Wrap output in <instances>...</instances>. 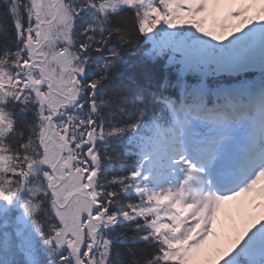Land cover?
Segmentation results:
<instances>
[{
	"label": "snow or ice",
	"instance_id": "6c2138e0",
	"mask_svg": "<svg viewBox=\"0 0 264 264\" xmlns=\"http://www.w3.org/2000/svg\"><path fill=\"white\" fill-rule=\"evenodd\" d=\"M156 8L0 0V264H264V85L238 75L264 28L189 38ZM234 118L256 135L226 165L192 120Z\"/></svg>",
	"mask_w": 264,
	"mask_h": 264
},
{
	"label": "rangeland",
	"instance_id": "374dc122",
	"mask_svg": "<svg viewBox=\"0 0 264 264\" xmlns=\"http://www.w3.org/2000/svg\"><path fill=\"white\" fill-rule=\"evenodd\" d=\"M255 5H256V9H259L258 4H255ZM171 6L172 5L169 3V5L167 6V10H171V8H172ZM175 11L177 14L180 15V18L174 19V21H177L176 23L169 22L168 19H166V21L169 24H177L178 25L177 30H178L181 28L179 26L181 24V21L189 22L190 24H188V30L187 31H194V33H193L194 36L203 34L205 39L211 40V38L215 37V36H224V35L228 34L229 32H232L238 28V24L235 21H232L230 19V17L225 18V20L230 22V25H231V27L227 28V27H220L219 23L217 25H215L212 18L207 17V16H203V14H201L196 19L192 20L188 17L187 14L184 15L178 10H175ZM256 12H255V14H256L255 22L254 23H248L246 26H250V31L258 34L260 32V29L264 28V14H262V11L260 9L257 13ZM207 13H209V12H207ZM261 15H262V17H261ZM179 32H181V34L185 35L184 30H179ZM256 67H260L259 62H257L253 67L249 68L248 70H252L253 68H256ZM255 207H256L257 211L264 212V205L255 206Z\"/></svg>",
	"mask_w": 264,
	"mask_h": 264
},
{
	"label": "bare ground",
	"instance_id": "6f19581e",
	"mask_svg": "<svg viewBox=\"0 0 264 264\" xmlns=\"http://www.w3.org/2000/svg\"><path fill=\"white\" fill-rule=\"evenodd\" d=\"M195 1L201 2V4L204 2H210V4L212 6L219 7L221 9L218 12V14L223 15V16L225 15V12L228 13V11H229V9L224 7L225 3L228 1L230 3H232L233 5L237 4V9L243 8V7L248 6L250 4L254 5V3H256V1H258L259 5H261V6L264 5V2H262V0H252V3H249L248 0H195ZM235 21H237L238 28L242 29L246 26L245 23L243 22V18H241V17H236Z\"/></svg>",
	"mask_w": 264,
	"mask_h": 264
},
{
	"label": "trees",
	"instance_id": "16d2710c",
	"mask_svg": "<svg viewBox=\"0 0 264 264\" xmlns=\"http://www.w3.org/2000/svg\"><path fill=\"white\" fill-rule=\"evenodd\" d=\"M130 74H133L131 72V70H125V76H128ZM245 78H248V76H244ZM118 147H123L127 150L128 153H134L136 151L135 149V146L134 145H130V144H125V145H122V146H118ZM120 153L118 151H113L112 152V160L113 161H117L118 159H120Z\"/></svg>",
	"mask_w": 264,
	"mask_h": 264
}]
</instances>
